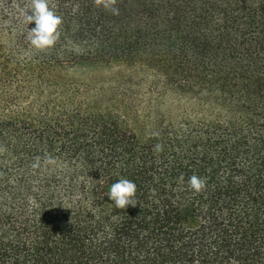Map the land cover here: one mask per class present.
<instances>
[{
    "label": "trees",
    "instance_id": "16d2710c",
    "mask_svg": "<svg viewBox=\"0 0 264 264\" xmlns=\"http://www.w3.org/2000/svg\"><path fill=\"white\" fill-rule=\"evenodd\" d=\"M30 3L0 0V264H264V0H49L45 51ZM115 64L147 94L71 75Z\"/></svg>",
    "mask_w": 264,
    "mask_h": 264
},
{
    "label": "clouds",
    "instance_id": "9594fccd",
    "mask_svg": "<svg viewBox=\"0 0 264 264\" xmlns=\"http://www.w3.org/2000/svg\"><path fill=\"white\" fill-rule=\"evenodd\" d=\"M95 3L111 11L113 15L119 13V10L114 7L115 0H95ZM21 15L28 25L30 22H34V26L29 28L26 34V40L34 50L45 51L54 46L60 35L59 26L62 23V17L50 7L49 0H31L28 11L22 10ZM155 147L157 151L161 150L159 144ZM48 162H51V160ZM187 184L191 190L199 192L204 187L205 180L194 174L188 178ZM135 193L136 184L127 178L121 177L110 184L107 196L115 207L125 208L127 205L134 206L137 204L133 199Z\"/></svg>",
    "mask_w": 264,
    "mask_h": 264
},
{
    "label": "rangeland",
    "instance_id": "374dc122",
    "mask_svg": "<svg viewBox=\"0 0 264 264\" xmlns=\"http://www.w3.org/2000/svg\"><path fill=\"white\" fill-rule=\"evenodd\" d=\"M71 75L85 81L98 80L102 83L103 80H109L115 76L128 77L136 83H143L144 86L140 87L139 95L144 96L147 94L145 84L151 79L152 74L142 69L132 68L123 64H115L113 66H88L78 68L72 71ZM103 79V80H102ZM141 86V84H140Z\"/></svg>",
    "mask_w": 264,
    "mask_h": 264
}]
</instances>
